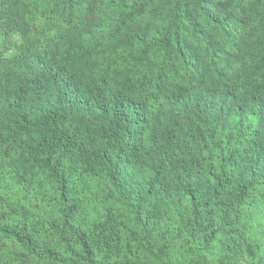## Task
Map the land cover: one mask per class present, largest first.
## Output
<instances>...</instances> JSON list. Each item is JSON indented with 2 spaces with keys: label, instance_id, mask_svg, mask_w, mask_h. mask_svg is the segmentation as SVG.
Here are the masks:
<instances>
[{
  "label": "trees",
  "instance_id": "1",
  "mask_svg": "<svg viewBox=\"0 0 264 264\" xmlns=\"http://www.w3.org/2000/svg\"><path fill=\"white\" fill-rule=\"evenodd\" d=\"M0 11V264L264 258V0Z\"/></svg>",
  "mask_w": 264,
  "mask_h": 264
},
{
  "label": "rangeland",
  "instance_id": "2",
  "mask_svg": "<svg viewBox=\"0 0 264 264\" xmlns=\"http://www.w3.org/2000/svg\"><path fill=\"white\" fill-rule=\"evenodd\" d=\"M4 11H0V28L2 24L4 23L5 19L7 20V16L3 15ZM111 15V11H107L106 19L108 20ZM23 39L21 37L20 31H13L10 36H7L4 40V45L0 47V56L6 60H11V58L14 56V54L17 52L18 47L22 44ZM107 51H102L100 53V58H104L107 56ZM42 231V230H41ZM40 231V234H44ZM237 238H240L241 240V251H242V257L237 262V264H263V256L256 252L253 249H250V246L246 243V237L241 232ZM253 250V251H251Z\"/></svg>",
  "mask_w": 264,
  "mask_h": 264
}]
</instances>
